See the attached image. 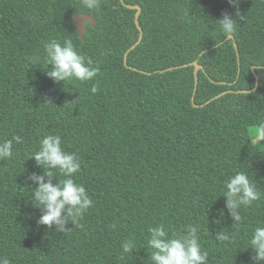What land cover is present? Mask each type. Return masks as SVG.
Here are the masks:
<instances>
[{
  "label": "trees",
  "instance_id": "16d2710c",
  "mask_svg": "<svg viewBox=\"0 0 264 264\" xmlns=\"http://www.w3.org/2000/svg\"><path fill=\"white\" fill-rule=\"evenodd\" d=\"M124 1L141 6L143 29L127 65L140 30L136 10L121 0H101L92 11L80 0H0V142L23 138L13 142L11 159L0 160V258L152 264L149 228L198 224L209 264H255L247 242L264 222V198L240 210L237 227L222 195L224 182L241 170L264 193V139L257 138L264 123V0ZM80 13L96 19L84 37L73 20ZM224 13L236 18L237 31L221 43L215 20ZM53 38L72 39L99 66L97 76L48 78L43 44ZM193 62L202 66L197 85ZM47 134L60 135L64 150L80 156L75 178L94 201L66 232L39 225L42 213L32 204L37 185L28 177L43 169L30 155ZM217 231L233 238L217 241ZM130 237L136 251L122 253Z\"/></svg>",
  "mask_w": 264,
  "mask_h": 264
},
{
  "label": "clouds",
  "instance_id": "9594fccd",
  "mask_svg": "<svg viewBox=\"0 0 264 264\" xmlns=\"http://www.w3.org/2000/svg\"><path fill=\"white\" fill-rule=\"evenodd\" d=\"M80 3L90 11L99 10L101 7V0H80ZM230 3L236 4L238 0H230ZM215 21L218 22V32L223 37L221 43L232 40L237 31L236 18L224 13L221 19ZM43 50L47 64L45 73L56 83L91 81L100 71L91 58L77 50L70 38H65L63 42L55 38L50 39L43 44ZM29 60L35 62L33 57H29ZM97 90L93 85L91 92L96 93ZM257 138L264 139V123L258 125ZM13 142L22 143L23 138L17 135L0 142V160L13 157ZM30 158L43 169L42 175L32 173L28 177L37 185L32 196V204L42 213L37 223L48 228L55 225L58 232L68 231L66 225L69 221L79 226L78 221L83 219L84 214L94 204L84 185L78 183L75 178L81 169L80 156L64 150L60 135L47 134L39 141V149L32 153ZM53 177L57 178L56 183H53ZM222 196L226 198V208L238 227L243 222L240 210L260 201L264 198V193L258 190L248 173L241 170L224 182ZM112 227L115 228L116 225L113 224ZM149 233L147 245L152 250V264H209V251L203 248L200 242V225L189 224L174 231L159 224L149 228ZM232 238L224 231L215 233L217 241H229ZM247 243V249L250 248L254 252L252 259L255 264H264V222L257 223ZM121 247L122 253L133 254L137 247L136 241L130 237ZM0 264H10V261L7 257L0 258Z\"/></svg>",
  "mask_w": 264,
  "mask_h": 264
},
{
  "label": "water",
  "instance_id": "95a60500",
  "mask_svg": "<svg viewBox=\"0 0 264 264\" xmlns=\"http://www.w3.org/2000/svg\"><path fill=\"white\" fill-rule=\"evenodd\" d=\"M121 1L128 8H131V9H135L136 10V14H135V18L136 19L135 20H136V24H137V26H138V28L140 30V36H139L138 41L127 51V53L125 55V64L127 65V56H128L129 51L131 49H134L141 42V40L143 38V29H142V27L139 24V16L141 14L142 8H141L140 5H130V4H127L124 0H121ZM73 20L75 22L77 31L80 33L81 37H84V35L87 32V26H86L87 23L90 22L93 26L96 25V19L92 15L87 14V13L76 14L74 16ZM191 65H194V67H195L194 74H195V80H196V85H197V79H198L197 74H198V71L201 69L202 66L198 62H193ZM183 66H186V65H183ZM252 69H253V72H254V74L256 76V86L254 87V90H256L257 87H258V84H259V76L256 73V67L253 66ZM166 70H169V68L168 69H165L163 71H166ZM219 96L220 95H217L213 99H215V98H217Z\"/></svg>",
  "mask_w": 264,
  "mask_h": 264
}]
</instances>
